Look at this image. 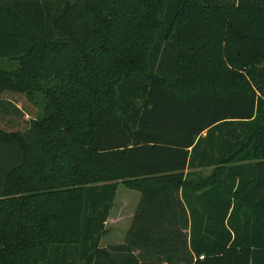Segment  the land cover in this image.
Segmentation results:
<instances>
[{
    "label": "trees",
    "instance_id": "trees-1",
    "mask_svg": "<svg viewBox=\"0 0 264 264\" xmlns=\"http://www.w3.org/2000/svg\"><path fill=\"white\" fill-rule=\"evenodd\" d=\"M2 61L0 264H264V0H0Z\"/></svg>",
    "mask_w": 264,
    "mask_h": 264
},
{
    "label": "rangeland",
    "instance_id": "rangeland-1",
    "mask_svg": "<svg viewBox=\"0 0 264 264\" xmlns=\"http://www.w3.org/2000/svg\"><path fill=\"white\" fill-rule=\"evenodd\" d=\"M17 65L14 62L2 61L0 62V68L5 72H13ZM243 74V73H242ZM244 76H246L244 74ZM249 82L250 79H247ZM198 82V81H197ZM197 82H188L183 84L179 91L194 90L197 86ZM214 82L218 88L224 89H237L245 88L248 83L242 82L238 77L230 75L227 77L214 79ZM24 101V100H23ZM26 105L28 103L24 101ZM29 106V105H28ZM234 132L237 130V125L229 126ZM215 167H210L205 170L199 171V176L202 178H212V173ZM197 178V174L194 175V179ZM215 183H218V178L215 179ZM140 194L133 190L127 189L121 183L119 184L113 206L111 208L109 217L105 224V234L100 241V247H108L110 245H118L124 243L125 236L131 226L132 217L139 204Z\"/></svg>",
    "mask_w": 264,
    "mask_h": 264
}]
</instances>
